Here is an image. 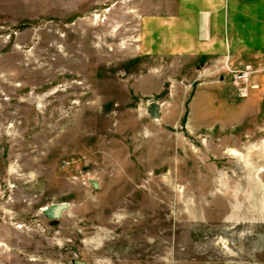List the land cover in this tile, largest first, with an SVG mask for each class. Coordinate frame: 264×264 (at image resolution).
<instances>
[{"label": "rangeland", "instance_id": "374dc122", "mask_svg": "<svg viewBox=\"0 0 264 264\" xmlns=\"http://www.w3.org/2000/svg\"><path fill=\"white\" fill-rule=\"evenodd\" d=\"M165 2L0 0V264H264V51L148 55Z\"/></svg>", "mask_w": 264, "mask_h": 264}, {"label": "crops", "instance_id": "0c3cea01", "mask_svg": "<svg viewBox=\"0 0 264 264\" xmlns=\"http://www.w3.org/2000/svg\"><path fill=\"white\" fill-rule=\"evenodd\" d=\"M166 2L171 11L159 5L144 18L141 39L146 54L198 57L264 51V0ZM204 26L208 41L203 39Z\"/></svg>", "mask_w": 264, "mask_h": 264}, {"label": "water", "instance_id": "95a60500", "mask_svg": "<svg viewBox=\"0 0 264 264\" xmlns=\"http://www.w3.org/2000/svg\"><path fill=\"white\" fill-rule=\"evenodd\" d=\"M150 114L152 118L159 119L160 115V106L158 104H152L150 106ZM69 208L67 203H61L53 205L45 210L46 215L52 219H58L61 217L62 213ZM75 264H86L82 261H76Z\"/></svg>", "mask_w": 264, "mask_h": 264}, {"label": "bare ground", "instance_id": "6f19581e", "mask_svg": "<svg viewBox=\"0 0 264 264\" xmlns=\"http://www.w3.org/2000/svg\"><path fill=\"white\" fill-rule=\"evenodd\" d=\"M231 154H232V155H235V156L240 155V154H239L238 152H236L235 150H233Z\"/></svg>", "mask_w": 264, "mask_h": 264}]
</instances>
